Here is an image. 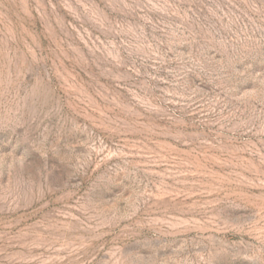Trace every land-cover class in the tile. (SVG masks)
<instances>
[{"label":"rangeland","instance_id":"rangeland-1","mask_svg":"<svg viewBox=\"0 0 264 264\" xmlns=\"http://www.w3.org/2000/svg\"><path fill=\"white\" fill-rule=\"evenodd\" d=\"M0 264H264V0H0Z\"/></svg>","mask_w":264,"mask_h":264}]
</instances>
